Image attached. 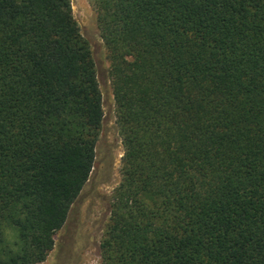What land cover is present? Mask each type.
Segmentation results:
<instances>
[{
	"label": "trees",
	"instance_id": "16d2710c",
	"mask_svg": "<svg viewBox=\"0 0 264 264\" xmlns=\"http://www.w3.org/2000/svg\"><path fill=\"white\" fill-rule=\"evenodd\" d=\"M121 179L101 264H264V0H96ZM102 97L70 0H0V264L46 259Z\"/></svg>",
	"mask_w": 264,
	"mask_h": 264
},
{
	"label": "rangeland",
	"instance_id": "374dc122",
	"mask_svg": "<svg viewBox=\"0 0 264 264\" xmlns=\"http://www.w3.org/2000/svg\"><path fill=\"white\" fill-rule=\"evenodd\" d=\"M80 32L88 41L102 97L103 118L90 176L54 235L46 259L36 264H101L100 242L110 216L112 194L121 179L123 144L115 116L109 62L96 20V0H70Z\"/></svg>",
	"mask_w": 264,
	"mask_h": 264
}]
</instances>
